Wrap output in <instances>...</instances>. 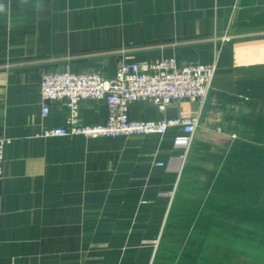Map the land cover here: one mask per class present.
Masks as SVG:
<instances>
[{
	"label": "crops",
	"instance_id": "0c3cea01",
	"mask_svg": "<svg viewBox=\"0 0 264 264\" xmlns=\"http://www.w3.org/2000/svg\"><path fill=\"white\" fill-rule=\"evenodd\" d=\"M214 62L200 105L134 102L130 120L199 113L164 135L42 137L41 70ZM103 101L79 105L103 122ZM0 264H264V0H0ZM161 162L163 167L155 164Z\"/></svg>",
	"mask_w": 264,
	"mask_h": 264
},
{
	"label": "built area",
	"instance_id": "2783aa9c",
	"mask_svg": "<svg viewBox=\"0 0 264 264\" xmlns=\"http://www.w3.org/2000/svg\"><path fill=\"white\" fill-rule=\"evenodd\" d=\"M216 65L186 63L177 65L173 57H162L144 63L119 62L112 78L98 72H70L41 70V115L49 112V104L62 102L67 108L64 127L43 129L40 136H83L85 138H115L118 136L164 135L180 130L185 146L193 137L199 122V113L179 115L171 119L130 120L128 110L134 102H148L164 110L180 100L204 104L212 86ZM87 100L103 101L107 116L103 122L82 124L79 105ZM11 139L0 136V179L6 148ZM157 167L164 164L158 162Z\"/></svg>",
	"mask_w": 264,
	"mask_h": 264
}]
</instances>
